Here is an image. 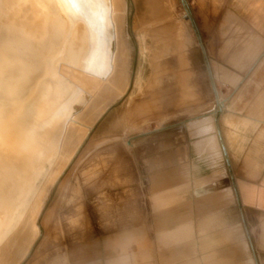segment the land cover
I'll return each instance as SVG.
<instances>
[{
    "label": "rangeland",
    "instance_id": "obj_1",
    "mask_svg": "<svg viewBox=\"0 0 264 264\" xmlns=\"http://www.w3.org/2000/svg\"><path fill=\"white\" fill-rule=\"evenodd\" d=\"M124 2L122 39L130 86L87 131L62 169L24 172L26 183L43 188L47 201L37 220L38 238L20 264H66L70 247L129 226L140 213L144 218L149 159L180 148L183 137L196 135L201 123L210 122L219 134L221 128L231 133L239 128L245 135L242 122L250 125V134L264 131V111L249 110L264 103L263 95L251 94L263 81L240 79L232 86L217 76L221 66L244 74L251 65L241 60L260 50L259 39L253 47L248 34L231 23L230 0ZM2 16L0 9V26L8 28ZM21 23L27 33L33 30L26 17ZM5 38L13 54L12 37ZM53 53L51 49L34 72L37 81L47 82L51 95L57 82ZM75 113L83 114L84 108L76 106ZM135 182L142 185L141 197L129 190ZM239 247L245 249L247 242L239 241Z\"/></svg>",
    "mask_w": 264,
    "mask_h": 264
},
{
    "label": "bare ground",
    "instance_id": "obj_2",
    "mask_svg": "<svg viewBox=\"0 0 264 264\" xmlns=\"http://www.w3.org/2000/svg\"><path fill=\"white\" fill-rule=\"evenodd\" d=\"M126 7L124 0H0L1 21L9 25L0 26V264L23 261L38 238L47 195L28 185L24 172L62 169L130 86L122 39ZM25 17L34 26L28 33L21 23ZM51 49L57 70L53 95L34 76ZM76 106L84 113L76 114Z\"/></svg>",
    "mask_w": 264,
    "mask_h": 264
},
{
    "label": "crops",
    "instance_id": "obj_3",
    "mask_svg": "<svg viewBox=\"0 0 264 264\" xmlns=\"http://www.w3.org/2000/svg\"><path fill=\"white\" fill-rule=\"evenodd\" d=\"M227 13L249 44L260 40V50L241 60L251 65L244 74L221 66L217 76L232 86L240 79L263 81L251 94L264 96V0H230ZM249 110L264 111V103ZM240 125L245 135L239 128L219 134L201 123L180 148L150 158L147 215L70 247L66 264H264V131L254 135L250 125ZM143 188L135 182L129 190Z\"/></svg>",
    "mask_w": 264,
    "mask_h": 264
}]
</instances>
